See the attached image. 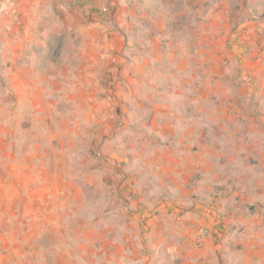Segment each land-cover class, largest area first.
<instances>
[{
  "label": "crops",
  "instance_id": "crops-1",
  "mask_svg": "<svg viewBox=\"0 0 264 264\" xmlns=\"http://www.w3.org/2000/svg\"><path fill=\"white\" fill-rule=\"evenodd\" d=\"M206 1L220 5L203 13L197 10L201 17L205 14L206 23L196 24L191 31L187 26H171L168 43L162 47L155 40L152 48L163 50L164 55L161 50L150 55L143 51L148 57L133 76L127 66L122 67L116 91L123 99L120 107L146 130L159 151L150 158L144 156L146 165L135 172L121 171L120 184L118 175L111 176L106 187L120 190L125 212L119 218L112 214L82 222L79 170L72 174L69 186L62 180L64 170L51 172L61 179H49L48 170H32L31 164L12 172L4 169L0 258H12L14 264H44V258L55 255L62 258L56 264H82L85 246L99 254L98 238L83 233L82 224L97 233L104 224V264H264V188L254 186L255 178L264 183V175L259 179V174L252 173L253 163L264 167V141L258 136L254 100L256 62H249L248 70L230 72L239 43L231 39L229 44L228 35L240 27L233 21L238 6L230 7L229 0ZM184 13L186 9L168 14L177 18ZM226 56L228 65L223 62ZM244 79L254 82L247 106L241 103L238 86ZM16 92L0 82V137H5L0 160L23 157L31 163L34 154L8 152L10 138L1 134L11 123L14 103L4 97H15ZM148 138L141 137L142 144ZM235 183L240 187L235 188ZM130 192L137 198L130 201ZM246 203L249 211L243 206ZM135 209L141 213L128 215V210ZM199 224L206 225L210 235L196 248L193 240ZM113 225H120L121 231L115 232Z\"/></svg>",
  "mask_w": 264,
  "mask_h": 264
},
{
  "label": "rangeland",
  "instance_id": "rangeland-1",
  "mask_svg": "<svg viewBox=\"0 0 264 264\" xmlns=\"http://www.w3.org/2000/svg\"><path fill=\"white\" fill-rule=\"evenodd\" d=\"M228 2L232 8L238 6L233 21L240 25L228 35L229 44L231 39H237L239 43V49L232 54L230 72L236 74L248 70V63L256 62L254 100L258 107V136L263 142L264 0ZM216 5L217 2L203 0H0V82L4 88L17 89L15 97L13 94H9L10 98L4 97L10 99L9 104L14 103L13 108L10 107L11 123L2 128L1 134L10 138L8 152L34 154L31 163L23 157L18 161L11 156L0 160V175L4 169L12 172L31 164L32 170H48L49 179H61L60 175L51 172L64 170L66 176L62 180L71 186L72 174L79 170L82 222L84 218L92 221L95 217L112 214L119 218L125 210L121 209L120 190L106 187L113 179L111 176L118 175L116 180L120 184L124 175L121 171L135 172L146 165L144 156L150 158L154 152H159L146 130L130 120L120 107L123 99L120 101L116 91L122 67L127 66L133 76L147 54L161 50L152 49L155 40L162 47L168 43L171 26H187L191 31L196 24L207 22L205 14L201 17L199 13L220 7ZM32 7L37 10L31 11ZM185 9L182 17L168 14ZM143 51L147 54H142ZM90 54H93L92 59ZM227 57L223 59L224 65L230 62ZM252 83L254 85L244 79L238 85L244 91H241L240 99L245 106L249 104ZM250 95L252 104L253 94ZM144 136L149 140L142 144L141 137ZM0 138L2 144L5 137ZM41 153L47 154V159L41 158ZM135 156L139 160H135ZM252 165V173L256 172L262 179L264 167L256 162ZM237 186L240 187L235 183L234 187ZM254 186L264 188V183L255 178ZM134 198H137L136 194L130 192L128 199ZM243 206L249 211L247 203ZM128 213L136 216L141 209L128 210ZM113 227L115 232L121 231L120 225ZM105 228L101 225L97 233L82 224L83 233L98 238L99 249V254L94 255L92 248L85 246L82 264L92 261L104 264ZM200 228L206 229L207 234L201 243L193 240L196 248L202 247L204 238L210 235L206 225H197V229ZM61 260L51 255L44 258V264H56ZM0 264L14 262L5 256L0 258Z\"/></svg>",
  "mask_w": 264,
  "mask_h": 264
},
{
  "label": "built area",
  "instance_id": "built-area-1",
  "mask_svg": "<svg viewBox=\"0 0 264 264\" xmlns=\"http://www.w3.org/2000/svg\"><path fill=\"white\" fill-rule=\"evenodd\" d=\"M207 234V230L200 228L198 230V235L196 236V240L201 243L202 242V238Z\"/></svg>",
  "mask_w": 264,
  "mask_h": 264
}]
</instances>
